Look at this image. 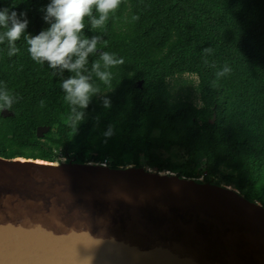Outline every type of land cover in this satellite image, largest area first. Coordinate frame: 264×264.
<instances>
[{
    "label": "trees",
    "instance_id": "obj_1",
    "mask_svg": "<svg viewBox=\"0 0 264 264\" xmlns=\"http://www.w3.org/2000/svg\"><path fill=\"white\" fill-rule=\"evenodd\" d=\"M48 3L0 0V7L26 12L27 34L36 35L49 26L41 11ZM84 34L101 39L89 70L101 51L124 62L110 69L108 85L92 74L99 91L75 126L60 87L74 74L37 65L23 36L11 57L0 45V85L12 99V115L0 109V155L54 161L61 151L169 171L162 151L178 147L200 169L184 176L223 182L264 205V0H121L104 30L85 17ZM186 74L200 79L202 105L174 99L169 79ZM40 126L51 128L43 138Z\"/></svg>",
    "mask_w": 264,
    "mask_h": 264
},
{
    "label": "water",
    "instance_id": "obj_2",
    "mask_svg": "<svg viewBox=\"0 0 264 264\" xmlns=\"http://www.w3.org/2000/svg\"><path fill=\"white\" fill-rule=\"evenodd\" d=\"M0 264H264V205L147 165L0 155Z\"/></svg>",
    "mask_w": 264,
    "mask_h": 264
},
{
    "label": "clouds",
    "instance_id": "obj_3",
    "mask_svg": "<svg viewBox=\"0 0 264 264\" xmlns=\"http://www.w3.org/2000/svg\"><path fill=\"white\" fill-rule=\"evenodd\" d=\"M120 4L121 0H49L41 9L49 26L36 35L27 34L29 19L26 12L0 7V45H6L7 56L20 51L16 41L23 36L27 53L37 65L43 66L47 62L50 69H59L61 74L64 70L74 74L60 82L73 126L84 119V110L99 91V87L91 82L92 74L108 85L113 76L110 69L124 62L123 57L115 52L101 51L89 70V55L97 54L101 39L98 36L88 38L84 34L85 17L89 18L93 30H104ZM93 9L98 16H93ZM11 105L10 95L0 85V109L11 108ZM104 106L110 107L109 100H104ZM111 134V129L105 133Z\"/></svg>",
    "mask_w": 264,
    "mask_h": 264
},
{
    "label": "rangeland",
    "instance_id": "obj_4",
    "mask_svg": "<svg viewBox=\"0 0 264 264\" xmlns=\"http://www.w3.org/2000/svg\"><path fill=\"white\" fill-rule=\"evenodd\" d=\"M169 83L175 100L189 99L197 105H202L199 91L200 79L197 75L186 74L183 76H176L170 78ZM162 153L164 159L169 158L172 164L169 171L172 173L184 176L188 172L200 171L196 166L187 163L188 156L183 149L168 146L162 151ZM61 158H65V156L61 151H58L54 161H58Z\"/></svg>",
    "mask_w": 264,
    "mask_h": 264
},
{
    "label": "built area",
    "instance_id": "obj_5",
    "mask_svg": "<svg viewBox=\"0 0 264 264\" xmlns=\"http://www.w3.org/2000/svg\"><path fill=\"white\" fill-rule=\"evenodd\" d=\"M104 163L108 164V161L106 160Z\"/></svg>",
    "mask_w": 264,
    "mask_h": 264
}]
</instances>
